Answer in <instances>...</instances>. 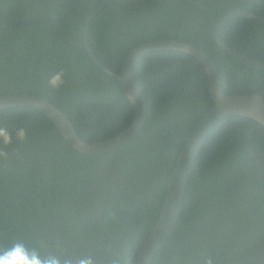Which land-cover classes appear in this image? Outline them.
Wrapping results in <instances>:
<instances>
[{
  "label": "trees",
  "instance_id": "16d2710c",
  "mask_svg": "<svg viewBox=\"0 0 264 264\" xmlns=\"http://www.w3.org/2000/svg\"><path fill=\"white\" fill-rule=\"evenodd\" d=\"M126 55L175 39L214 62L225 94L264 86V71L240 63L213 38L232 8L264 16V0H0V95H38L68 115L81 139L124 130L134 111L120 83ZM221 38L264 60V23L231 17ZM147 104L140 130L118 147L82 154L30 106L0 110V260L15 264H134L157 219L185 139L212 105L203 65L154 50L131 69ZM17 190V191H12ZM19 191V192H18ZM264 239V127L227 115L195 159L176 226L150 264H246Z\"/></svg>",
  "mask_w": 264,
  "mask_h": 264
},
{
  "label": "water",
  "instance_id": "95a60500",
  "mask_svg": "<svg viewBox=\"0 0 264 264\" xmlns=\"http://www.w3.org/2000/svg\"><path fill=\"white\" fill-rule=\"evenodd\" d=\"M57 1L63 2V0ZM78 12L85 19L83 29L85 50L101 70L120 83L134 111L132 122L124 130L108 139L96 143H87L79 137L66 113L38 95L25 93L0 95V110L17 106H30L39 110L52 121L65 142L79 153L92 155L112 150L134 136L143 126L147 117V104L141 89L131 75V69L144 54L154 50L184 52L195 57L203 65L206 72L208 93L212 105L197 122L181 146L167 181L157 219L143 240L142 245L134 252L137 253L134 264H150L155 253L172 234L180 217L185 187L207 134L220 118L227 115L250 117L264 127V86L251 94H225L221 88L218 71L213 60L201 49L175 39H155L139 45L126 55L119 73L113 72L95 57L88 44V22L98 11L89 16L83 14L79 8ZM234 16L264 23V16L256 15L242 8H232L216 21L213 28L214 40L224 51L240 63L264 71V60L240 53L228 46L221 38L220 33L223 26L227 20ZM246 264H264V239L259 243Z\"/></svg>",
  "mask_w": 264,
  "mask_h": 264
},
{
  "label": "clouds",
  "instance_id": "9594fccd",
  "mask_svg": "<svg viewBox=\"0 0 264 264\" xmlns=\"http://www.w3.org/2000/svg\"><path fill=\"white\" fill-rule=\"evenodd\" d=\"M21 258V253L17 250L13 260L8 259L7 257L0 260V264H15V261H18ZM31 264H40L38 259H33ZM49 264H56V261H50Z\"/></svg>",
  "mask_w": 264,
  "mask_h": 264
}]
</instances>
